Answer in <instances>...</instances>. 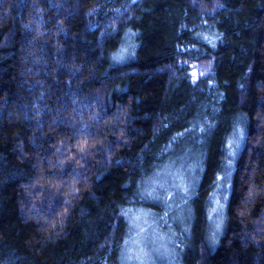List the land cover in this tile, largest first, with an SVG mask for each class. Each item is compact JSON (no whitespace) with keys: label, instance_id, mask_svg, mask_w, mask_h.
Wrapping results in <instances>:
<instances>
[{"label":"trees","instance_id":"1","mask_svg":"<svg viewBox=\"0 0 264 264\" xmlns=\"http://www.w3.org/2000/svg\"><path fill=\"white\" fill-rule=\"evenodd\" d=\"M141 212L153 264H264V0H0V264H131Z\"/></svg>","mask_w":264,"mask_h":264},{"label":"rangeland","instance_id":"2","mask_svg":"<svg viewBox=\"0 0 264 264\" xmlns=\"http://www.w3.org/2000/svg\"><path fill=\"white\" fill-rule=\"evenodd\" d=\"M227 172H229V169ZM171 180L170 182H172ZM179 184L182 185L183 183L179 182ZM151 185H147V187L150 190L149 193L153 194L154 191L152 190ZM170 187H171V184H170ZM178 188L181 189L180 187H177L176 189ZM227 195H229L228 185L225 186L223 183L222 186L218 185L215 188L213 198H212V208L209 210V213H208V221L210 224L209 233L211 234L209 246L211 248L216 246L225 228L226 207H227V198H228ZM173 201H176L175 197ZM171 202L172 201H169L168 203H166V201H164V203L166 204H170ZM156 208L158 209L159 207L157 206ZM187 215H188V211L186 209L182 212L181 218H184ZM131 217H132V222L134 226V230H132V233H133L132 240L134 241L131 243V246L128 252L132 253L133 247H135V249L140 248L141 251H143L146 256H144L143 254L133 255L130 257L129 263L131 264H153L154 260L156 258H159L161 256V253L165 252L168 249V243L170 242L172 236L169 234H166V235L158 234L156 232L155 223L152 221L151 216L148 215L147 212H143V213L141 212L138 215L133 214L131 215ZM142 221L148 223L150 227V229L149 228L147 229L145 234L142 231L143 229L141 227ZM138 223H140L141 225H139ZM138 225L140 227L139 230L138 228L135 229L136 226ZM141 235L144 237H142ZM216 238L217 240L215 241ZM148 253H150L151 255L147 256ZM155 254L159 255V257L157 256L154 257Z\"/></svg>","mask_w":264,"mask_h":264}]
</instances>
